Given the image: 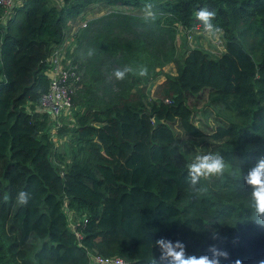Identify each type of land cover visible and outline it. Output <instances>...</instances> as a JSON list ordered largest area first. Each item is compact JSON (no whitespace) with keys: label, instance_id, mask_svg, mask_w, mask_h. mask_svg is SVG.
Instances as JSON below:
<instances>
[{"label":"trees","instance_id":"16d2710c","mask_svg":"<svg viewBox=\"0 0 264 264\" xmlns=\"http://www.w3.org/2000/svg\"><path fill=\"white\" fill-rule=\"evenodd\" d=\"M147 2L17 0L7 14L0 8V264H88L90 255L127 264H151L154 256L159 264L160 239L179 241L197 257L211 256L215 245L228 254L221 264L264 261V227L252 220L251 189L238 179L239 165L247 175L264 156V0H150L154 23L142 19ZM93 4L106 13L88 18L61 56L81 72V86L69 95L72 124L53 128L64 149L55 152L51 117L39 106L51 53L67 22ZM115 7L141 14L109 10ZM203 7L216 13L223 52L212 59L191 48L179 60L176 26L198 23ZM168 63L174 74H162L149 98L147 87ZM139 66L146 77L113 75ZM203 89L221 121L208 138L228 167L223 178L202 181L194 197L188 154L171 126L203 136L186 105L187 94ZM22 190L26 206L16 202ZM71 214L86 219L79 239Z\"/></svg>","mask_w":264,"mask_h":264},{"label":"clouds","instance_id":"9594fccd","mask_svg":"<svg viewBox=\"0 0 264 264\" xmlns=\"http://www.w3.org/2000/svg\"><path fill=\"white\" fill-rule=\"evenodd\" d=\"M141 11L142 19L145 23H154L158 19L156 6L151 3L150 0L143 5ZM194 15L196 21H198V25L209 37L215 39L222 32V29L213 23L216 17L215 11L203 7L197 10ZM88 55L91 57L94 55V51L89 50ZM129 73H133L140 77H146L148 75V69L146 66H139L136 69L125 67L115 70L113 75L117 80H124ZM179 149L183 151V146H179ZM186 167V182L193 196L196 197L204 191L201 182L210 181L213 178H223L228 165L224 157L220 154L208 153L197 155ZM239 173L238 179H243L244 183L251 189L246 206L251 209L253 216L252 220L264 227V156L258 159L256 166L250 169L247 175H242L239 165ZM29 198V194L22 190L18 192L16 202L20 206H26L29 202ZM217 238L216 234L213 233V239ZM154 246L158 247L160 250L159 264H221V259H228L227 252L218 249L215 245L209 247L211 256L201 255L199 257L187 255L184 244L179 241L173 243L168 240L160 239L156 241ZM151 264H158L154 256L152 257ZM237 264H239V262H237ZM261 264H264V261H261Z\"/></svg>","mask_w":264,"mask_h":264},{"label":"rangeland","instance_id":"374dc122","mask_svg":"<svg viewBox=\"0 0 264 264\" xmlns=\"http://www.w3.org/2000/svg\"><path fill=\"white\" fill-rule=\"evenodd\" d=\"M58 4H60V0H57ZM111 10H118L130 14H141L138 10L127 8V7H115ZM106 13L105 9H101L97 7L96 4L88 7V11L85 12L83 18L71 20L74 25H78L82 20H87L88 18L100 16ZM8 17V15H7ZM86 18V19H84ZM5 19V18H4ZM174 46H175V57L181 60L183 52L187 49L197 48L208 54V56L212 59L217 58L223 52V36L220 33L215 39L209 37L205 34L202 28L198 25V23L193 24L188 28H183L180 26H176V33L174 38ZM73 46H71V49ZM160 73L155 79L150 82V85L147 87V92L149 98L155 96L156 87L163 81L164 76L162 74H174V67L171 64L164 65ZM80 80L81 81V72H80ZM78 82V83H79ZM81 86V83L77 86L78 88ZM207 94L208 90L203 89L197 94L186 95V105L191 111V121L192 123L200 129L203 133L202 137L193 138L184 134L180 129H178L177 125L174 124L171 126V129L175 136V141L178 146H183V152L188 154L187 158L189 162H192L197 155H203L208 153L214 154L215 143H213L208 135L215 128V126L221 123L220 119L216 117L215 112L211 109L207 102ZM72 110L70 109L66 114H62L61 119L57 120L59 126H70L72 124L71 121ZM52 120L50 121V125H52ZM55 130V129H54ZM53 129L50 130L49 134L51 136L53 150L55 152H60L62 147L63 140L62 138H58L56 132ZM64 150V149H63ZM68 211L66 212V216H68ZM73 220L72 214L71 219Z\"/></svg>","mask_w":264,"mask_h":264},{"label":"built area","instance_id":"2783aa9c","mask_svg":"<svg viewBox=\"0 0 264 264\" xmlns=\"http://www.w3.org/2000/svg\"><path fill=\"white\" fill-rule=\"evenodd\" d=\"M17 0H0V8L7 14L14 6ZM86 20H82L78 25H74L71 21L67 22V30L64 32L63 41L51 53V79L46 93L40 97L39 106L41 109L48 112L53 122L51 129L57 125V120L62 114H66L70 108V93L71 90L79 83L80 77L75 66L69 65V61H62L61 56H64L65 49L69 47L71 50V42L75 39L78 29L85 27ZM54 130V129H53ZM85 218L79 220L84 224ZM79 222L69 223V229L73 235L79 239L80 234L77 226ZM88 264H127V262L118 257H103L99 255H90Z\"/></svg>","mask_w":264,"mask_h":264},{"label":"water","instance_id":"95a60500","mask_svg":"<svg viewBox=\"0 0 264 264\" xmlns=\"http://www.w3.org/2000/svg\"><path fill=\"white\" fill-rule=\"evenodd\" d=\"M152 121H153V124L154 125L157 124V123H159V121H157L155 118H153Z\"/></svg>","mask_w":264,"mask_h":264}]
</instances>
